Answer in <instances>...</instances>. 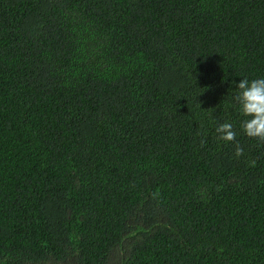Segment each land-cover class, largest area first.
I'll return each instance as SVG.
<instances>
[{"label": "trees", "instance_id": "1", "mask_svg": "<svg viewBox=\"0 0 264 264\" xmlns=\"http://www.w3.org/2000/svg\"><path fill=\"white\" fill-rule=\"evenodd\" d=\"M243 77L264 0H0V264H264Z\"/></svg>", "mask_w": 264, "mask_h": 264}, {"label": "clouds", "instance_id": "2", "mask_svg": "<svg viewBox=\"0 0 264 264\" xmlns=\"http://www.w3.org/2000/svg\"><path fill=\"white\" fill-rule=\"evenodd\" d=\"M234 83L237 91L233 99L239 105L243 116L246 117L241 123L244 133L248 137L264 141V77L255 79L243 77ZM215 131L222 140L234 141L236 139V132L229 122L220 123ZM243 152L244 149L237 141L235 155L239 157Z\"/></svg>", "mask_w": 264, "mask_h": 264}]
</instances>
